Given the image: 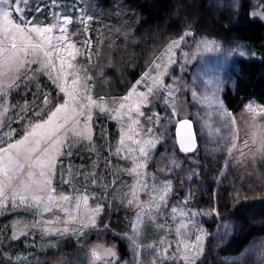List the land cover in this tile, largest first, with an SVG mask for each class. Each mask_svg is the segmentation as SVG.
Segmentation results:
<instances>
[{
	"label": "rangeland",
	"instance_id": "rangeland-1",
	"mask_svg": "<svg viewBox=\"0 0 264 264\" xmlns=\"http://www.w3.org/2000/svg\"><path fill=\"white\" fill-rule=\"evenodd\" d=\"M240 1L211 4L238 12ZM248 3L251 15L264 23V0ZM61 16L72 23L68 39L61 41L66 80L60 83L71 88L75 77L107 110L93 107L90 122L71 105L52 116L65 96L47 74L35 71L39 64L21 69L13 86L4 88L0 156L9 154L5 150L14 155L35 140L42 149L47 137L55 164L42 178L38 167L25 162L0 196V264H264V235L254 236L235 257L221 254L231 237L264 224L259 151L264 107L249 99L230 112L223 102L224 93L233 89L237 62L256 56L254 49L191 31L165 44L160 35L151 44L140 41L138 15L124 0H30L23 15L15 13L13 19L23 27H52L49 35L57 36ZM174 41L178 46L169 48ZM141 61L145 68L133 80L130 73L140 69ZM149 87L160 89L149 103L138 106V95L123 100L133 89L139 94ZM114 100L126 105L116 119L108 107ZM182 119L193 121L198 139V150L190 155L173 150ZM73 130H86L90 140ZM54 135L62 141L58 148L51 142ZM45 179L48 191L40 192L37 186ZM5 181L0 173V182Z\"/></svg>",
	"mask_w": 264,
	"mask_h": 264
},
{
	"label": "snow or ice",
	"instance_id": "snow-or-ice-1",
	"mask_svg": "<svg viewBox=\"0 0 264 264\" xmlns=\"http://www.w3.org/2000/svg\"><path fill=\"white\" fill-rule=\"evenodd\" d=\"M29 4L30 0H0V36L3 37V39H0V104H2L3 96L5 95L4 88L13 86L12 82H14L21 74V69H27L32 64H39L40 67L35 69V71L47 74L49 79L53 81V83L59 88L60 92L65 96L64 103L56 108V111L52 113V116H55L62 109H68L69 105H71V111L75 112L77 116L86 115L87 121L90 122L92 120L93 107L98 108L101 112H106V107L93 101L88 91V86L82 82H78L75 77L72 80L73 86L71 88L67 87L66 84L60 83L61 80H66L64 71L66 58L60 55V52L63 49L61 41L68 39L66 29L67 26L72 23V19L63 16L58 18L60 23L56 26L59 31V35L57 36L49 35V33L53 32L52 27L35 25L23 27L21 24L14 21L13 16L15 13L23 15L29 7ZM4 5H9V7L6 8ZM13 5L15 6L14 12L11 10ZM253 14L256 15V13ZM24 23L26 25L28 24L27 21ZM185 35H191V33H185ZM178 44L179 41H174L172 45H169V48L178 46ZM205 46L207 47V45ZM77 54L79 53L77 52ZM240 54L244 55L243 52ZM53 58H55V61L60 65L58 71ZM74 58L75 57L73 56V59ZM72 68L75 71V65H72ZM24 74L26 75V72ZM68 75H72V73H68ZM5 80L9 82L7 85L4 83ZM155 82L156 81H154V83ZM164 87L170 88L171 86L164 85ZM81 90H83V96H81ZM159 90V87L156 89L149 87L147 93L137 94L135 89H133V91L130 92L128 96H125L123 100L127 101L131 96L138 95L137 105L139 106V104L149 103L150 101L148 97ZM48 99L49 97L45 95L44 102L47 103ZM85 100H87L88 103H85ZM116 105H118V107H116ZM108 107L111 108L112 113H116V115H112V118L116 119L118 115H122L120 109H124L126 105L120 101L114 100ZM128 109L129 119H132L131 105L128 106ZM137 115H143V113L138 111ZM149 119H151V117H149ZM133 122L138 123V121L135 120H133ZM182 126L187 128V122ZM36 127L39 128L41 125H36ZM148 131L150 132L151 129H148ZM73 135H77L85 140H90V135L86 130L80 132H75V130H73ZM65 138H67L66 135ZM25 140H28V138L26 137ZM43 142L45 146L42 149L40 148L41 141L35 140L16 150L14 155L9 150H5L6 152H9V154L6 156H0V173L7 177V181L0 182V196L5 194L6 186L11 187V181L16 177L18 172L23 170L25 162H27L30 167H38L40 169V177L46 178L49 175L55 164V156L52 154L53 150L47 146L50 142L49 139L45 137ZM51 142H53V148H58V146L62 144V141L55 135L51 137ZM192 143L191 139L189 140L187 147L182 143V150L187 151L190 149ZM233 147H235V145H233ZM10 149H17V146L10 145ZM38 151H41L43 155L33 157L32 153ZM259 151L261 156L264 157V140L261 141ZM140 152L146 157V149L141 148ZM59 154L60 153L57 150L56 155ZM68 154L71 155V152L69 151ZM44 157H48V159L45 160ZM29 175H31V173H29ZM93 182L95 183L96 181L94 180ZM19 186L20 185H17V187ZM37 190L40 192L48 191V181L45 179L42 184L37 186ZM48 198L51 200V195H49ZM40 199L42 200L43 197H40ZM60 199L64 200L67 198L60 197ZM161 199H163V197H161ZM129 203H132V201H129ZM47 208L48 206L45 205L44 210H47ZM95 211L96 213H99L100 207L97 206ZM172 211L175 213L176 209H173ZM45 223H51V221H45ZM92 223H95L94 218L92 219ZM64 231H68V229L65 228ZM105 253L108 255H114L111 249H105ZM92 255L95 260L97 258V252L95 249H93ZM107 264H111V262L108 261Z\"/></svg>",
	"mask_w": 264,
	"mask_h": 264
},
{
	"label": "trees",
	"instance_id": "trees-1",
	"mask_svg": "<svg viewBox=\"0 0 264 264\" xmlns=\"http://www.w3.org/2000/svg\"><path fill=\"white\" fill-rule=\"evenodd\" d=\"M124 4L138 15L135 29L137 38L147 40L148 44L158 35L163 36L165 44L185 31H191L226 43L249 45L256 56L237 62L233 89L224 93L223 102L230 112H235L242 102L249 99L264 107V23L251 15L248 0L240 1L238 12L225 6L217 10L211 0H124ZM144 62L141 61L139 70L130 73L131 79L139 77L145 68ZM53 103L55 105L58 101ZM173 150L181 154L177 146ZM257 235H264V224L251 225L244 232L231 237L221 254L239 255Z\"/></svg>",
	"mask_w": 264,
	"mask_h": 264
},
{
	"label": "water",
	"instance_id": "water-1",
	"mask_svg": "<svg viewBox=\"0 0 264 264\" xmlns=\"http://www.w3.org/2000/svg\"><path fill=\"white\" fill-rule=\"evenodd\" d=\"M187 122L188 127L184 128L182 125ZM192 140V147L187 151L182 150L181 144L188 146L189 140ZM175 142L182 155H190L198 148V139L195 132L194 123L190 119L179 120L175 127Z\"/></svg>",
	"mask_w": 264,
	"mask_h": 264
},
{
	"label": "bare ground",
	"instance_id": "bare-ground-1",
	"mask_svg": "<svg viewBox=\"0 0 264 264\" xmlns=\"http://www.w3.org/2000/svg\"><path fill=\"white\" fill-rule=\"evenodd\" d=\"M206 4H207V3H206ZM214 5H215V4H214ZM214 5H213V6H214ZM209 6H211V5H209ZM217 10H218V9H217ZM219 10H221V9H219ZM254 52H255V51H254ZM252 54H253V53H252ZM253 55H255V54H253ZM176 146H177V145H176ZM177 148H178V147H177ZM178 151H179V149H178ZM232 160H233V159H232ZM231 165H232V164H231Z\"/></svg>",
	"mask_w": 264,
	"mask_h": 264
}]
</instances>
